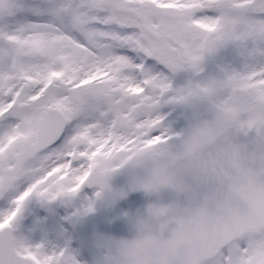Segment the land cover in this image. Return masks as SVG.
Segmentation results:
<instances>
[{"label": "snow or ice", "instance_id": "snow-or-ice-1", "mask_svg": "<svg viewBox=\"0 0 264 264\" xmlns=\"http://www.w3.org/2000/svg\"><path fill=\"white\" fill-rule=\"evenodd\" d=\"M122 170L171 199L95 264H264V0H0V264L91 259L20 214Z\"/></svg>", "mask_w": 264, "mask_h": 264}, {"label": "water", "instance_id": "water-1", "mask_svg": "<svg viewBox=\"0 0 264 264\" xmlns=\"http://www.w3.org/2000/svg\"><path fill=\"white\" fill-rule=\"evenodd\" d=\"M131 177L132 173L129 170H122L110 181L113 190L126 193L123 197L113 201L110 197L105 196L96 201L95 209L92 212L84 215L72 212L67 218V224L79 244L85 240L90 244L91 259L87 258L90 264H95V261L106 254L107 249L102 246L103 239L133 238L136 231L131 223V218L146 216L149 205L167 204L171 199L168 189L162 190L160 194L131 190ZM77 199L78 196L71 199L61 198L60 204L65 210L71 211ZM56 203V201H52L48 206L53 207Z\"/></svg>", "mask_w": 264, "mask_h": 264}, {"label": "rangeland", "instance_id": "rangeland-1", "mask_svg": "<svg viewBox=\"0 0 264 264\" xmlns=\"http://www.w3.org/2000/svg\"><path fill=\"white\" fill-rule=\"evenodd\" d=\"M93 192L86 191L79 196L73 211L81 214L84 197L92 195ZM56 200L58 202L59 198ZM49 202L51 201L36 196L26 200L20 214L19 234L23 235L31 244H45L49 248L63 247L67 244L83 256V252L78 246L79 243L66 224L67 215L70 212L63 209L59 202L55 206L49 207ZM81 264H89V262L84 258L81 259Z\"/></svg>", "mask_w": 264, "mask_h": 264}]
</instances>
